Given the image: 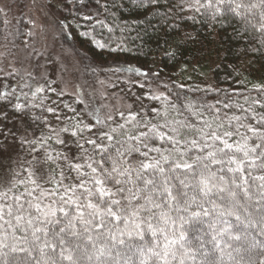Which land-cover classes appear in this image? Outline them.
<instances>
[{
	"label": "snow or ice",
	"instance_id": "snow-or-ice-1",
	"mask_svg": "<svg viewBox=\"0 0 264 264\" xmlns=\"http://www.w3.org/2000/svg\"><path fill=\"white\" fill-rule=\"evenodd\" d=\"M114 4L56 0L50 8L67 9L91 29L81 35L91 36L98 27L112 32L100 16ZM146 4L160 0H140L139 7ZM169 7L193 21L227 25L251 45L245 51L264 53V0H179ZM28 76L35 83L21 77L16 87L0 89V154L19 146L32 156L28 167L21 164L23 174L0 177V264H264V82L245 78L251 87L244 92L188 90L215 92V103L175 93L184 101L177 106L154 93L149 99L163 106L152 109L155 122L129 112L113 127L111 116L95 109L88 113L94 124L74 116L53 128L44 113L61 123L67 117L45 103V88Z\"/></svg>",
	"mask_w": 264,
	"mask_h": 264
},
{
	"label": "trees",
	"instance_id": "trees-1",
	"mask_svg": "<svg viewBox=\"0 0 264 264\" xmlns=\"http://www.w3.org/2000/svg\"><path fill=\"white\" fill-rule=\"evenodd\" d=\"M110 2L111 0H102V3ZM170 2L176 4L179 0H160L158 6L146 4L145 7H139L140 0H115L108 13H104L101 9L100 16L101 19H106L108 27L113 29L112 32L109 33L107 29L98 27L91 36L81 35L91 29L83 23L77 24L67 9H61L59 37L61 42L80 58L82 73L89 82L105 80L111 86L109 91L117 93L129 104L127 114L129 112L138 114V118L145 117L152 119L153 122L155 120L152 109L159 111L163 107L160 101L149 99L154 93L168 96L169 100L177 103V106H181L184 101L178 99L175 93L187 96L193 101L203 98L208 103H215L217 95L215 92L205 95L201 91L188 90L211 86L219 90L244 92L245 85L251 87L247 81L264 82V53L245 51L246 48L250 49L251 45H248L246 40H238L233 28L227 25L213 27L201 22L200 18L193 21L190 13L179 12L169 7ZM165 14L168 19H164ZM5 20L7 21V18L0 12V47H16L25 37V27L19 22L16 27L14 26V31L10 32ZM64 24H69L70 27H64ZM17 29L21 34L13 39ZM185 37L189 38L185 39ZM94 39L101 43L107 40L109 47L113 48L118 43L122 44L128 51L110 52L107 48L100 49L93 43ZM172 53L175 55H171ZM129 67L149 75L115 71L117 68ZM151 73L159 75L155 76ZM21 77L23 76L10 73L3 80L6 84L16 87ZM24 78L28 79L29 83H35L30 78ZM141 84L144 85L143 88L140 87ZM178 85H183V88ZM42 86L45 88V93L42 95L47 97L45 103L52 107L59 105L58 110L67 117V120L61 123L50 114L44 113L45 116H49V123L53 128L70 125L74 116L85 123H95L88 115L90 111L76 101L65 99L54 84L44 83ZM169 89L173 90L172 93H169ZM24 90L28 91V89ZM65 105L76 111H69ZM34 111L40 113L39 108ZM121 119L116 115L106 123L115 127L124 122V119ZM26 122L31 123L30 120ZM33 130L39 136L40 129L34 127ZM44 131L46 132L47 129ZM62 136L69 139L68 147L71 148L69 154L74 155L76 149L69 134L64 133ZM52 147L61 151L67 150L55 144ZM13 151L15 158L12 160L6 159L5 153L0 154V161L3 160L2 166L7 170L5 176L10 175L13 170H20L23 174L21 164L28 167V161L32 160V156L24 148L17 146ZM42 167L46 168L47 165ZM189 234L195 235V232Z\"/></svg>",
	"mask_w": 264,
	"mask_h": 264
},
{
	"label": "rangeland",
	"instance_id": "rangeland-1",
	"mask_svg": "<svg viewBox=\"0 0 264 264\" xmlns=\"http://www.w3.org/2000/svg\"><path fill=\"white\" fill-rule=\"evenodd\" d=\"M55 3V0H0L3 10L0 12L6 13L10 32L19 22L25 27L21 43L16 47H0V89L6 84L3 79L7 74L18 72L29 78L31 73L41 85L54 84L65 99L78 102L88 111L99 109L102 117L117 115L118 119H124L129 104L117 93L110 92L111 86L105 80L89 82L82 73L80 58L61 42L58 32L61 15L50 8ZM13 152H6L5 158L14 159ZM2 165L3 160L0 177H6L7 170Z\"/></svg>",
	"mask_w": 264,
	"mask_h": 264
}]
</instances>
